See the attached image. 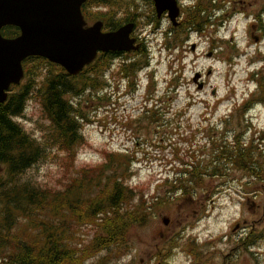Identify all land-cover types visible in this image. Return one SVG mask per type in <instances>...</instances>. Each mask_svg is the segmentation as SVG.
I'll use <instances>...</instances> for the list:
<instances>
[{
	"label": "flooded vegetation",
	"instance_id": "af4514ba",
	"mask_svg": "<svg viewBox=\"0 0 264 264\" xmlns=\"http://www.w3.org/2000/svg\"><path fill=\"white\" fill-rule=\"evenodd\" d=\"M173 1L177 8L174 20H171L169 9L157 8L152 0H106L104 7L93 8L105 10L108 15L102 21L104 32L132 24L130 38L135 40L137 49L108 52L111 66L118 60L121 63L115 71L122 76L117 88L125 83L122 86V98H129L130 102L144 99L147 103L148 109L137 106L139 103L132 107L126 117L125 130L131 132L141 123L147 132L151 128L156 132L161 125V115L163 123L167 124L165 117L169 110L159 107L161 97L158 96L156 85L149 83L144 87L138 75L140 69L134 70L132 64L137 65L136 60L149 53L151 38L156 43L161 35V39H166L163 46H167L184 33L185 40L180 41V52L176 56L177 71L174 74L177 76L169 90L174 100L184 87L185 104L170 114L169 125L173 127L166 133L182 136L179 140L182 144L180 151L184 154V159L181 158L183 163H178L175 158L172 163L177 162L176 166L189 169L188 172H177L179 176L175 180L185 177L181 180L191 182L192 179L197 181L200 178L204 186H194L187 195L176 189L173 196L180 195V199L189 200L191 206L197 205L199 209L208 208L204 196L212 194L217 197L222 192L219 191L220 186H215L216 183L235 184L236 204L240 211L229 231L219 238L228 247L224 254L219 257L214 240L203 241L196 236L186 248L187 264H264V128L258 121L264 114V0ZM118 2L121 7H118ZM106 20L114 21L110 28L106 27L109 24ZM95 21L88 22V26ZM239 25L243 39L241 45L237 37ZM193 35L203 38L207 43L204 52L199 55L204 62L212 60L224 65L222 79L226 85L221 86L220 90L209 84L213 71L209 65L202 71L195 70L189 83L184 84L179 79L183 54H192V65L196 66L198 62L197 45L188 43ZM227 37V40L224 39ZM185 42L189 44L187 47ZM185 47L188 51L183 49ZM242 63L247 74L241 88L238 69ZM190 86L197 90L196 93H203V96H193ZM142 87L146 95L139 97ZM195 104L200 105V111L196 116V127H192L189 120H193L194 114L189 110ZM145 113H153L151 122ZM183 120L188 121L186 126L182 125ZM209 183L212 184L211 188ZM192 211L196 213V210ZM200 220L196 222L197 225Z\"/></svg>",
	"mask_w": 264,
	"mask_h": 264
},
{
	"label": "trees",
	"instance_id": "16d2710c",
	"mask_svg": "<svg viewBox=\"0 0 264 264\" xmlns=\"http://www.w3.org/2000/svg\"><path fill=\"white\" fill-rule=\"evenodd\" d=\"M94 5L105 6L106 0L84 4L86 20H105L108 15L89 9ZM117 5L121 7L120 2ZM1 34L13 38L18 30L8 26ZM110 60L108 54H100L80 74L70 76L43 58H27L22 64L23 82L11 86L7 100L0 104V264H84L107 250H115L116 256L132 241L135 230L147 223L149 212L168 202L147 198L132 186V159L120 152H104L101 164L74 171L61 188L26 176L29 168L52 155L63 158L65 173L74 169L77 147L84 141V116L76 100L86 91L95 95L99 89L105 90L102 75ZM29 100L37 101L45 119L40 137L27 133L18 123ZM145 116L152 121L153 113ZM163 122L161 115V125ZM173 152V158L183 163L177 149ZM188 171L185 167L180 172ZM166 183L171 185L169 192L180 189L184 195L194 186H204L200 178ZM80 228L93 231L86 243L77 234ZM175 245L185 247V243ZM170 252L160 254L157 263L169 264Z\"/></svg>",
	"mask_w": 264,
	"mask_h": 264
},
{
	"label": "rangeland",
	"instance_id": "374dc122",
	"mask_svg": "<svg viewBox=\"0 0 264 264\" xmlns=\"http://www.w3.org/2000/svg\"><path fill=\"white\" fill-rule=\"evenodd\" d=\"M89 9H91V7ZM98 12L99 10L96 9L95 13ZM102 12L106 11L102 10ZM108 22L112 23L114 21L109 20ZM237 34L239 45H241L243 42L241 38V25H239ZM228 38L229 37L224 39L227 40ZM181 40H185L184 33L178 36L177 41H172V43H170L171 46H175L172 47L173 49L170 52L172 58L169 59L168 50L164 49V52L162 49L157 50V47L154 46L155 40L151 38L149 64L151 71L155 73L154 82L158 91V96L161 97V105L159 107L166 111H168L167 109L169 108L166 115L167 117H165L167 124L158 126V131L156 132H153L152 128L150 132H147L146 129H143L141 123H138L139 126L134 127L135 130L131 132L125 130L126 117L128 113L132 111V107L139 103V99L130 102L128 100L129 98H122V92L124 90L122 86H124L125 83H122L119 89L117 88L118 81L122 77L115 71V68L118 69L121 65L118 60L115 61L114 66H111L112 64L109 63L103 72L102 79L105 81L106 86H108V88H105L108 89L107 93L104 89H99L95 95H99L100 98H96L95 95L86 91L76 100V105L84 116V121L81 123L84 141L82 145L77 147L75 160L73 162L74 169H70L68 173H65V168L62 164L63 158L57 156V159H54L52 155L45 162L39 163L26 171L27 177H30L42 185L51 188H61L67 178L72 176L71 173L74 171L95 167L101 164L104 152H120L129 154L130 159H132L131 161L136 162L131 164L132 175L130 181L132 186L138 191L141 190L147 198L156 197L160 200H168L163 206L158 209H152L149 212L147 223L137 228L135 233L130 236V238L132 237L133 239L129 242L128 246L123 249V252L113 256L115 250H107L84 264H104L105 262L107 264H161L157 263L158 256L170 250L169 264H187L188 257L186 256V248L189 241L195 239L196 236L200 237L203 241L208 239L214 240L219 257L228 249V247L224 245V241L220 242L219 238L229 231L233 221L240 215V211L236 204V185L216 183L215 186H220L219 191H222L221 194L219 193L217 197H213L212 194L204 196L209 206L208 208L202 207L199 209L197 205L190 207L191 202L189 200L184 201L180 199V195L173 196L175 190L171 189L172 191L169 192L171 185H168L166 180H163V175L166 172V175L170 178L168 181H174L179 176H175L174 172L183 171L185 168L183 166L173 167L171 165L174 160L172 156L174 148L177 149L179 153L178 157L184 159V154L180 151L182 149V144L179 140L182 136L166 133L167 130L173 127L169 125L170 114L184 107V98H186L183 90L184 87H182L177 98L172 100V92L168 90L166 86L169 84L168 80H170V76H173L167 74V69L172 71V73L177 69L175 57L180 52ZM158 41L159 43L162 42L161 35ZM188 43L197 45L198 49L196 56H201L205 47H207L206 41L196 35H193ZM188 45L189 44L185 42V46L187 47ZM226 46L230 47L229 44H226ZM160 47L162 48V46ZM186 47L183 49L188 51ZM160 51H162L161 55L158 53ZM200 56L195 66L191 64L192 54H183L181 72L179 74L180 81L184 84L189 83V79L195 70L202 71L209 65L213 70L209 78V84L211 86H217L220 90L221 86L223 87V85H226L222 79L224 65L212 60L204 62ZM136 61L138 62L137 65H141L145 63V58L142 59V57H140ZM111 67H113V69L110 72L109 69ZM246 74L247 71L244 63H242V66L238 69V77L239 80L241 79L239 86L241 88L244 86ZM112 77H114V80H112ZM189 90L195 97L203 96V93H196L197 90L192 86L189 87ZM221 94H223V91ZM194 99L198 101L197 98ZM189 111L194 114L193 120H189L192 123L191 126L196 127L194 124H196V116L199 115L200 105L195 104ZM19 121L22 128L27 133L32 134L34 137L41 136L45 119L43 118L41 106L37 101L29 100L27 102L26 109ZM258 121L259 125L264 128V114L260 116ZM187 124V120L182 121L183 126ZM183 137L189 139L188 136L184 135ZM189 145L190 144H188L187 147H189ZM173 169L175 170L174 172ZM181 179H185V177ZM59 181L62 183L60 184ZM175 182L178 184V181ZM211 201H213V203H211ZM192 210H196V213ZM198 220L200 221L197 225L196 222ZM192 227L195 228L192 229ZM92 233L93 231L91 228H80L77 231L78 236H80L85 243L89 241ZM175 242L185 243V247H178L175 245ZM171 244L174 245V248H171Z\"/></svg>",
	"mask_w": 264,
	"mask_h": 264
},
{
	"label": "water",
	"instance_id": "95a60500",
	"mask_svg": "<svg viewBox=\"0 0 264 264\" xmlns=\"http://www.w3.org/2000/svg\"><path fill=\"white\" fill-rule=\"evenodd\" d=\"M86 1L0 0V104L7 100L10 86L20 84L22 62L28 57L44 58L76 76L98 53L137 49L130 38L132 24L110 32H102L100 21L86 27L81 13ZM152 1L157 8L170 9L174 20L177 8L173 0ZM6 26L17 27L20 34L11 39L2 37L1 29Z\"/></svg>",
	"mask_w": 264,
	"mask_h": 264
},
{
	"label": "bare ground",
	"instance_id": "6f19581e",
	"mask_svg": "<svg viewBox=\"0 0 264 264\" xmlns=\"http://www.w3.org/2000/svg\"><path fill=\"white\" fill-rule=\"evenodd\" d=\"M157 2L159 3V0H157ZM160 4V3H159ZM168 7V6H167ZM170 10V9H169Z\"/></svg>",
	"mask_w": 264,
	"mask_h": 264
}]
</instances>
